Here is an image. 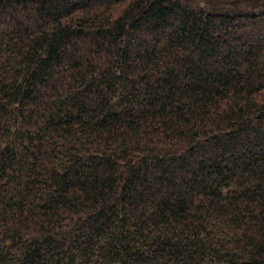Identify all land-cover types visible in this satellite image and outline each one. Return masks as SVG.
Masks as SVG:
<instances>
[{"label":"trees","instance_id":"1","mask_svg":"<svg viewBox=\"0 0 264 264\" xmlns=\"http://www.w3.org/2000/svg\"><path fill=\"white\" fill-rule=\"evenodd\" d=\"M0 264H264V0H0Z\"/></svg>","mask_w":264,"mask_h":264}]
</instances>
